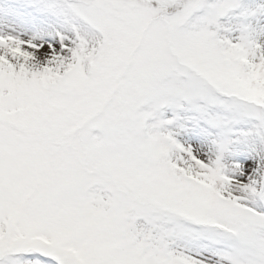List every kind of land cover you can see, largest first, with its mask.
Here are the masks:
<instances>
[{"label": "snow or ice", "instance_id": "obj_1", "mask_svg": "<svg viewBox=\"0 0 264 264\" xmlns=\"http://www.w3.org/2000/svg\"><path fill=\"white\" fill-rule=\"evenodd\" d=\"M0 264H264V0H0Z\"/></svg>", "mask_w": 264, "mask_h": 264}]
</instances>
